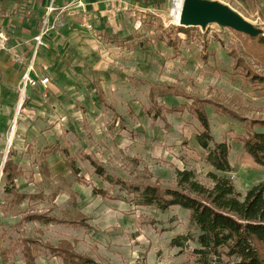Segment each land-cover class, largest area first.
<instances>
[{"label": "rangeland", "instance_id": "rangeland-1", "mask_svg": "<svg viewBox=\"0 0 264 264\" xmlns=\"http://www.w3.org/2000/svg\"><path fill=\"white\" fill-rule=\"evenodd\" d=\"M159 1L153 7L108 2L103 14L82 21L86 34L65 66L68 74L51 78L45 92L54 95L46 105L22 96L0 103V251L14 264H25L26 239L41 242L33 249L37 264H70L52 248L110 264L194 263V241L183 249L170 245L178 235L197 236L189 212L161 213L94 195V188L111 196L117 191L91 161L110 176L160 186H176L184 170L211 186L208 175L216 173L232 180L241 199L264 183V166L241 141L245 122L220 111L249 123L264 120V84L248 74L264 79V48L257 42L264 35V0H206L242 16L255 37L217 22L179 26L177 0ZM41 73L50 77L46 69ZM195 107L206 110L215 140L228 144L232 173L207 163L196 139L202 128L191 113ZM9 155L22 172L14 183L27 195L22 203L12 201L2 180ZM32 216L54 220L27 221Z\"/></svg>", "mask_w": 264, "mask_h": 264}, {"label": "trees", "instance_id": "trees-1", "mask_svg": "<svg viewBox=\"0 0 264 264\" xmlns=\"http://www.w3.org/2000/svg\"><path fill=\"white\" fill-rule=\"evenodd\" d=\"M137 3L153 7L159 0H135ZM163 1V0H162ZM183 30V27H180ZM257 42L264 48V35H259ZM252 73V81L264 84V79ZM211 104V103H210ZM205 107V103L203 104ZM223 115L245 122L246 136L242 143L247 154L253 161L264 166V120H240L231 111L220 109ZM191 113L199 121L201 132L196 139L203 150L207 152V163L223 175L233 172L230 164V148L226 142H217L212 135L210 120L206 110L195 107ZM258 127L262 131L255 130ZM0 158L3 153L0 151ZM101 179L116 189L117 195L111 196L107 189L94 188L96 196L111 198L135 205L136 207L155 208L166 213L173 208H180L190 214V223L196 229L197 236L178 235L171 241L172 248L183 249L187 242L197 244L191 254L193 264H264V183L253 187L241 199L232 180L226 176L209 173L211 186L202 184L193 171L184 170L177 174L176 186H160L141 184L128 181L119 176H110L104 168L95 161L90 162ZM71 170L78 174L73 161H69ZM21 169L9 155L4 163L3 178L8 194L16 203H22L27 195L16 191L15 181L21 175ZM78 176V175H77ZM13 185L9 188V185ZM36 217V218H35ZM27 217V221H38L45 224L54 219L43 216ZM41 244L34 239L24 240L23 257L25 264H37L34 245ZM49 249V248H48ZM54 255L60 252L70 264H110L98 262L90 257L76 256L70 250L60 248L49 249ZM57 253V254H56ZM2 264H14L5 250L0 251ZM227 259L228 261H225ZM172 264H192L190 262Z\"/></svg>", "mask_w": 264, "mask_h": 264}, {"label": "crops", "instance_id": "crops-1", "mask_svg": "<svg viewBox=\"0 0 264 264\" xmlns=\"http://www.w3.org/2000/svg\"><path fill=\"white\" fill-rule=\"evenodd\" d=\"M108 2L125 0H0V103L22 96L46 105L54 93L41 80L68 74L65 66L86 34L82 21L103 14ZM43 69L50 77L40 76Z\"/></svg>", "mask_w": 264, "mask_h": 264}, {"label": "water", "instance_id": "water-1", "mask_svg": "<svg viewBox=\"0 0 264 264\" xmlns=\"http://www.w3.org/2000/svg\"><path fill=\"white\" fill-rule=\"evenodd\" d=\"M215 22L252 37L259 35L255 28L242 16L222 3L206 0H185L182 8V26H202L205 28Z\"/></svg>", "mask_w": 264, "mask_h": 264}, {"label": "bare ground", "instance_id": "bare-ground-1", "mask_svg": "<svg viewBox=\"0 0 264 264\" xmlns=\"http://www.w3.org/2000/svg\"><path fill=\"white\" fill-rule=\"evenodd\" d=\"M185 0H177L176 7L174 9V17H175V23L177 25H181V17H182V8Z\"/></svg>", "mask_w": 264, "mask_h": 264}, {"label": "built area", "instance_id": "built-area-1", "mask_svg": "<svg viewBox=\"0 0 264 264\" xmlns=\"http://www.w3.org/2000/svg\"><path fill=\"white\" fill-rule=\"evenodd\" d=\"M88 28H91V26H87ZM40 38L41 37H38L37 38V40L39 41L40 40ZM31 70V68H29V71ZM28 82H29V79L25 82V87H26V85L28 84ZM50 83V79L49 78H44V79H42L41 80V84L43 85V86H46V85H48Z\"/></svg>", "mask_w": 264, "mask_h": 264}]
</instances>
